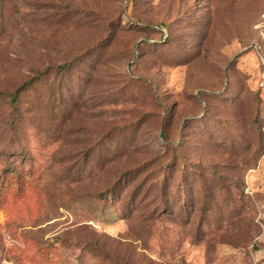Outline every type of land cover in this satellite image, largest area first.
<instances>
[{"label": "rangeland", "instance_id": "374dc122", "mask_svg": "<svg viewBox=\"0 0 264 264\" xmlns=\"http://www.w3.org/2000/svg\"><path fill=\"white\" fill-rule=\"evenodd\" d=\"M0 264H264V0H0Z\"/></svg>", "mask_w": 264, "mask_h": 264}, {"label": "trees", "instance_id": "16d2710c", "mask_svg": "<svg viewBox=\"0 0 264 264\" xmlns=\"http://www.w3.org/2000/svg\"><path fill=\"white\" fill-rule=\"evenodd\" d=\"M74 62H75V59H73L72 61H69V62L65 63V64L62 65L60 68H61L62 70H65V69L71 67V66L74 64ZM30 85H31V84L28 83V84H27V87L30 86Z\"/></svg>", "mask_w": 264, "mask_h": 264}]
</instances>
